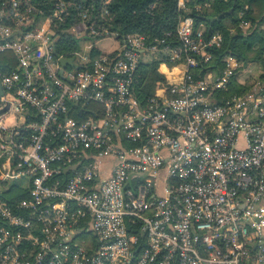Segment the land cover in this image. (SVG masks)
<instances>
[{
    "label": "built area",
    "instance_id": "2783aa9c",
    "mask_svg": "<svg viewBox=\"0 0 264 264\" xmlns=\"http://www.w3.org/2000/svg\"><path fill=\"white\" fill-rule=\"evenodd\" d=\"M109 2L0 0V264H264V71L235 92L250 65L208 68L220 31L119 36Z\"/></svg>",
    "mask_w": 264,
    "mask_h": 264
},
{
    "label": "trees",
    "instance_id": "16d2710c",
    "mask_svg": "<svg viewBox=\"0 0 264 264\" xmlns=\"http://www.w3.org/2000/svg\"><path fill=\"white\" fill-rule=\"evenodd\" d=\"M84 1L94 10L101 4V0ZM245 5L248 6L247 10L244 8ZM186 6L187 10L181 13L177 9V0H110L107 8L112 17L107 26L119 36L128 32H140L151 40L165 33L173 35L180 17L190 15L196 28L203 25L205 38L215 31L222 33L221 46L209 48L212 60L207 65L208 68L220 67L225 55H233L243 62L258 61L264 70V29L258 26L264 20V0H186ZM242 11L245 12V19L252 24L254 22L258 24L245 34L237 27L238 13ZM231 28L234 29L233 32ZM73 44L68 40H61L59 47L69 50ZM4 61L13 63L12 54L0 53V63ZM156 65L154 63L141 66L134 89L139 99H144L153 89L155 81L161 79V75L156 71ZM198 66L202 69L206 64ZM232 90L240 92L246 90V87H237L232 83ZM25 193L24 190L11 185L3 196L14 206L19 198L26 195Z\"/></svg>",
    "mask_w": 264,
    "mask_h": 264
},
{
    "label": "rangeland",
    "instance_id": "374dc122",
    "mask_svg": "<svg viewBox=\"0 0 264 264\" xmlns=\"http://www.w3.org/2000/svg\"><path fill=\"white\" fill-rule=\"evenodd\" d=\"M97 46L99 47L101 52H105L107 50L112 49L114 46H117V39H115V38L106 39V40L104 39L102 41H99V43L97 42ZM263 57H264V53H263ZM256 64H259L261 71H262L263 67H262L261 63H259L258 61L254 64L251 63L250 66H254ZM250 66H249V70L246 74L242 73L240 76H238V81H240V82H236V83H240V85L242 87H246V90L253 88V86L258 84V83H259V85H263L262 77L257 72V69L250 67ZM233 84L236 85L235 82H233Z\"/></svg>",
    "mask_w": 264,
    "mask_h": 264
},
{
    "label": "crops",
    "instance_id": "0c3cea01",
    "mask_svg": "<svg viewBox=\"0 0 264 264\" xmlns=\"http://www.w3.org/2000/svg\"><path fill=\"white\" fill-rule=\"evenodd\" d=\"M238 17H240V13H238ZM240 19V18H239ZM238 23H239V21L237 22V27L239 28V29H241V31L245 34V33H248L249 31H251V30H253V27L255 28V27H257V25L258 24H256V22H254L252 25H251V27H249L248 29H242V28H240L239 27V25H238ZM259 28L260 29H264V20H263V22H261L259 25ZM231 31L233 32L234 31V29L233 28H231ZM99 43V42H98ZM257 61H247V62H244L245 63V66L247 67V65H251V63H256ZM250 67H253V68H255V69H257V72L259 73L260 72V70H261V68H260V66H259V64H256V65H254V66H250ZM247 69H249V68H247ZM246 76V75H245Z\"/></svg>",
    "mask_w": 264,
    "mask_h": 264
},
{
    "label": "water",
    "instance_id": "95a60500",
    "mask_svg": "<svg viewBox=\"0 0 264 264\" xmlns=\"http://www.w3.org/2000/svg\"><path fill=\"white\" fill-rule=\"evenodd\" d=\"M214 19H216V18H211V20H214ZM61 64H62V66L64 67L67 63L68 64H72V59L71 58H62L61 60ZM2 93V89H1V87H0V94Z\"/></svg>",
    "mask_w": 264,
    "mask_h": 264
}]
</instances>
